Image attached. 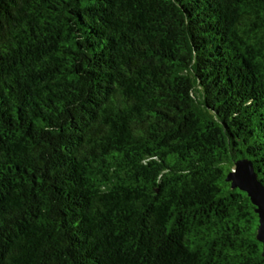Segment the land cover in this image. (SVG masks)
Wrapping results in <instances>:
<instances>
[{"label": "trees", "instance_id": "obj_1", "mask_svg": "<svg viewBox=\"0 0 264 264\" xmlns=\"http://www.w3.org/2000/svg\"><path fill=\"white\" fill-rule=\"evenodd\" d=\"M264 0H0V264H264Z\"/></svg>", "mask_w": 264, "mask_h": 264}, {"label": "water", "instance_id": "obj_2", "mask_svg": "<svg viewBox=\"0 0 264 264\" xmlns=\"http://www.w3.org/2000/svg\"><path fill=\"white\" fill-rule=\"evenodd\" d=\"M227 180L232 182L233 188L237 187L247 192L256 207L255 211L259 215L257 239L263 243L264 255V186L258 180L252 162L247 159L236 161L235 167L229 173Z\"/></svg>", "mask_w": 264, "mask_h": 264}]
</instances>
